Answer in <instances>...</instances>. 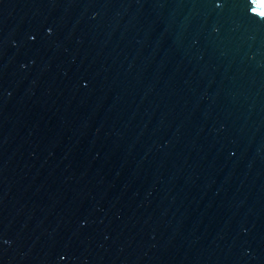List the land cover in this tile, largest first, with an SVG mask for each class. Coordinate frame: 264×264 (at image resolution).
I'll return each mask as SVG.
<instances>
[{"label":"water","instance_id":"water-1","mask_svg":"<svg viewBox=\"0 0 264 264\" xmlns=\"http://www.w3.org/2000/svg\"><path fill=\"white\" fill-rule=\"evenodd\" d=\"M0 264H264V4L0 0Z\"/></svg>","mask_w":264,"mask_h":264},{"label":"snow or ice","instance_id":"snow-or-ice-1","mask_svg":"<svg viewBox=\"0 0 264 264\" xmlns=\"http://www.w3.org/2000/svg\"><path fill=\"white\" fill-rule=\"evenodd\" d=\"M260 2H261L262 4H264V0H260Z\"/></svg>","mask_w":264,"mask_h":264}]
</instances>
